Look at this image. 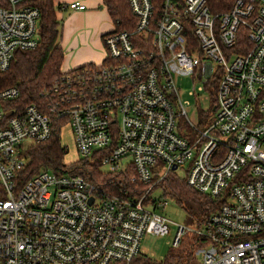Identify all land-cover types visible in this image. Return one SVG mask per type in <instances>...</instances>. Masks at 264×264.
<instances>
[{
    "label": "built area",
    "instance_id": "1",
    "mask_svg": "<svg viewBox=\"0 0 264 264\" xmlns=\"http://www.w3.org/2000/svg\"><path fill=\"white\" fill-rule=\"evenodd\" d=\"M33 1L0 0V72L40 41ZM128 1L133 27L102 36L101 64L63 71L40 103L0 89V264H142L143 234L169 232L155 210L167 201L151 208L149 194L186 164L187 183L220 203L203 224H178L172 245L190 231L205 240L200 264H264V0ZM174 75L201 80L192 94L209 99L217 79L213 119L193 139L178 130ZM63 122L82 157L133 169V185L111 189L68 164L22 181L23 141Z\"/></svg>",
    "mask_w": 264,
    "mask_h": 264
},
{
    "label": "trees",
    "instance_id": "2",
    "mask_svg": "<svg viewBox=\"0 0 264 264\" xmlns=\"http://www.w3.org/2000/svg\"><path fill=\"white\" fill-rule=\"evenodd\" d=\"M108 12L119 29L132 28L134 18L128 0H103ZM33 4L40 8V41L34 49L18 50L10 67L0 72V89L17 86L20 89L19 97L14 100L20 107L31 102L40 103L42 91L50 87L63 73L61 65L64 60V50L60 45L62 38L61 22L56 15L54 0H34ZM88 63L85 65H93ZM85 65L78 66V68ZM217 79L210 89V111L213 110L216 100ZM64 147L61 144L59 131H56L48 140L30 145L25 151L26 165L21 170L19 177L22 181L29 179L41 168H58L64 162ZM90 162L89 158L81 157L74 163H70L69 170L93 178L96 182L119 190L120 187H130L128 177L133 169L125 173L122 171H102L100 169V154ZM124 183L119 185V182ZM157 185H162L165 194L174 196L189 214V218L197 224H203L212 211L219 206V200L204 194L191 187L187 180L180 177L175 171H170ZM137 186L142 187V184ZM205 244V240L199 236L193 237L187 251L179 249L173 251L164 261H157L141 254L137 261L142 264H196L195 251Z\"/></svg>",
    "mask_w": 264,
    "mask_h": 264
},
{
    "label": "rangeland",
    "instance_id": "3",
    "mask_svg": "<svg viewBox=\"0 0 264 264\" xmlns=\"http://www.w3.org/2000/svg\"><path fill=\"white\" fill-rule=\"evenodd\" d=\"M57 6V10L61 11ZM61 22V26L63 27V19H59ZM62 29V28H61ZM62 38L60 37V45L63 46L64 54L67 55V46L68 44L71 45H78L79 40H73L70 38L69 43L67 45H63ZM76 45V46H77ZM102 50L104 55L106 56L107 51L102 41ZM65 58V56H64ZM70 62V58L63 60L61 65V70L66 71L68 69L74 68ZM88 63H83L79 66L85 65ZM96 64V63H94ZM101 64V63H99ZM78 67V66H75ZM174 83L177 89V98L178 101L175 103V112L177 114L176 120L178 125V130L180 133L187 136L189 139H193L196 135V129L193 125H196L198 128L202 129L205 127L209 122L213 119L214 111H210L211 108L210 99L207 97L209 95V90L204 88L203 91L198 90L197 95L195 96L192 94V91L202 83L199 79H193L190 75H174ZM179 98L183 101L185 105L186 115L183 113L181 114L182 107L179 102ZM59 135L61 139V144L66 147V152L64 155V162L69 165L70 163H74L79 160L82 156L76 149L73 133L71 126L68 122H63L59 128ZM25 150L32 144L29 140H24ZM89 161H94L93 159L89 158ZM100 169L102 171H110V166L104 162H101ZM187 168V164L178 167L177 169L173 170L177 173L178 176L183 177L186 179L185 169ZM151 200L149 201L148 205L151 208L156 206V203H160L161 201H167L165 205H159L155 207V210L163 214L169 219V232L165 234H156L151 232H145L141 239L140 250L144 256L150 257L157 261H164L169 254L173 251L183 249H189L191 241L193 242V236L190 231L184 233L182 241L179 246L174 247L172 245V240L174 238L176 229L178 224L185 225L186 227L193 228L196 226V222L189 218V214L185 207L179 203V201L170 194H165L164 188L162 185H156L152 192L149 194ZM196 256V264L201 263L202 258V248L199 247L195 251Z\"/></svg>",
    "mask_w": 264,
    "mask_h": 264
},
{
    "label": "crops",
    "instance_id": "4",
    "mask_svg": "<svg viewBox=\"0 0 264 264\" xmlns=\"http://www.w3.org/2000/svg\"><path fill=\"white\" fill-rule=\"evenodd\" d=\"M71 1L74 0H54L56 15L63 19L61 43L67 45L70 38L80 41L77 46L68 44L64 61L66 57L70 58L72 64L67 67L72 65L74 68L83 63L99 64L106 57L102 50V36L115 28L114 22L103 0H80L86 4L85 9L68 7ZM58 5L62 12L57 10Z\"/></svg>",
    "mask_w": 264,
    "mask_h": 264
},
{
    "label": "water",
    "instance_id": "5",
    "mask_svg": "<svg viewBox=\"0 0 264 264\" xmlns=\"http://www.w3.org/2000/svg\"><path fill=\"white\" fill-rule=\"evenodd\" d=\"M174 169L176 168V166L173 167Z\"/></svg>",
    "mask_w": 264,
    "mask_h": 264
}]
</instances>
